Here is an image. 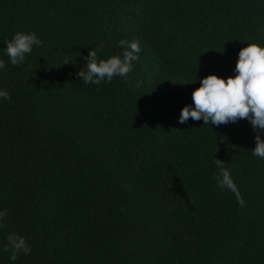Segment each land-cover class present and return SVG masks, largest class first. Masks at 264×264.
Segmentation results:
<instances>
[{"label": "trees", "instance_id": "1", "mask_svg": "<svg viewBox=\"0 0 264 264\" xmlns=\"http://www.w3.org/2000/svg\"><path fill=\"white\" fill-rule=\"evenodd\" d=\"M18 31L43 43L13 66ZM120 40L141 49L127 79L80 80L90 48L122 56ZM252 42L264 0H0V264H264L256 131L178 119ZM215 159L245 207L217 187ZM11 233L31 248L15 261Z\"/></svg>", "mask_w": 264, "mask_h": 264}, {"label": "clouds", "instance_id": "2", "mask_svg": "<svg viewBox=\"0 0 264 264\" xmlns=\"http://www.w3.org/2000/svg\"><path fill=\"white\" fill-rule=\"evenodd\" d=\"M42 41L34 32H16L6 44V54L13 66L21 65L27 54L32 52L33 46H41ZM119 45L124 47L121 55H112L106 59L98 58L96 50L90 48L88 55L84 57L86 65L77 73L85 84L110 83L114 77L127 79L133 70V62L138 60L140 44L120 40ZM99 48H103L101 43ZM62 63H70L67 59ZM61 64V63H60ZM5 61L0 59V69L5 68ZM139 86V85H138ZM0 97L10 99V94L0 90ZM194 107L184 106L181 109L179 123H186L189 118L194 121L203 120V124L222 125L229 122H237L240 119L250 121L256 131L255 148L252 154L264 159V46L255 42L247 43L238 53L235 65V75L222 78L216 74H208L200 81V86L192 92ZM219 168L218 174H213L218 188H226L233 192L241 207H245V201L241 197L239 189L234 182L231 172L220 159H215ZM7 217L6 211H0V228L4 227L3 221ZM8 247L11 249L10 259L15 261L18 254L25 255L31 252V248L24 236L11 233L7 236Z\"/></svg>", "mask_w": 264, "mask_h": 264}]
</instances>
